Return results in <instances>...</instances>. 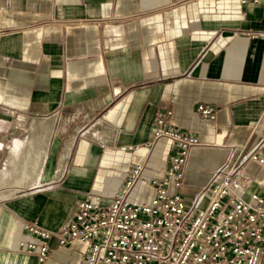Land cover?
Listing matches in <instances>:
<instances>
[{
	"label": "crops",
	"instance_id": "0c3cea01",
	"mask_svg": "<svg viewBox=\"0 0 264 264\" xmlns=\"http://www.w3.org/2000/svg\"><path fill=\"white\" fill-rule=\"evenodd\" d=\"M165 108L169 126L199 142L182 185H168L190 200L258 140L264 0H0V264H81V241L51 238L43 262L25 252L24 222L56 230L77 199L108 203L136 163L144 170L130 200L149 201L169 142L147 143ZM245 171L249 191L264 187V163Z\"/></svg>",
	"mask_w": 264,
	"mask_h": 264
},
{
	"label": "built area",
	"instance_id": "2783aa9c",
	"mask_svg": "<svg viewBox=\"0 0 264 264\" xmlns=\"http://www.w3.org/2000/svg\"><path fill=\"white\" fill-rule=\"evenodd\" d=\"M196 112L216 116L203 104ZM171 115L170 108L156 112L153 140L147 143L163 137L169 142L164 175L149 182L154 188L149 201L130 200L144 170V163H136L108 203L91 194L77 199L71 217L56 230L24 222L30 240L20 242L21 249L43 262L54 238L58 245L85 242L81 264H264V187L249 191L245 171L250 161L264 163V108L252 128L259 129L256 143L230 154L190 200L168 185L176 190L182 185L189 151L199 142L189 129L169 126Z\"/></svg>",
	"mask_w": 264,
	"mask_h": 264
}]
</instances>
